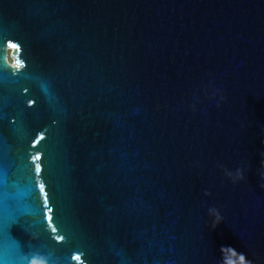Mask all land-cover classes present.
Listing matches in <instances>:
<instances>
[{
    "label": "water",
    "instance_id": "obj_1",
    "mask_svg": "<svg viewBox=\"0 0 264 264\" xmlns=\"http://www.w3.org/2000/svg\"><path fill=\"white\" fill-rule=\"evenodd\" d=\"M262 154L264 0H0V264H264Z\"/></svg>",
    "mask_w": 264,
    "mask_h": 264
},
{
    "label": "clouds",
    "instance_id": "obj_2",
    "mask_svg": "<svg viewBox=\"0 0 264 264\" xmlns=\"http://www.w3.org/2000/svg\"><path fill=\"white\" fill-rule=\"evenodd\" d=\"M262 155H264V154H262ZM261 167L264 168V160L261 161ZM226 174L231 176L232 172L226 171ZM260 175L262 177H264V171H261ZM236 179L237 180L245 179L243 169H237L236 170ZM235 181L236 180H234V182ZM261 186L264 187V185H261ZM205 194L210 195V193H208V192H206ZM208 212H209V215L211 217H214V219L212 220V223H211V226L213 228H215L221 221H223V217L216 207L209 208ZM225 250L230 252L232 254V256L238 257L240 264H251V261L246 260L245 254L243 252L238 253L236 248H234L232 246H221L220 251L222 253V259H221L220 264H224L225 260H226V264H235V261H233L230 258H226ZM241 258H243V259H241ZM25 260H27L28 264H47V260L43 256H39V255H32L30 259L28 257H25Z\"/></svg>",
    "mask_w": 264,
    "mask_h": 264
},
{
    "label": "snow or ice",
    "instance_id": "obj_3",
    "mask_svg": "<svg viewBox=\"0 0 264 264\" xmlns=\"http://www.w3.org/2000/svg\"><path fill=\"white\" fill-rule=\"evenodd\" d=\"M9 46H10L11 48H13V49H17V50L19 49V45H18V44H14V43H13V44H10ZM33 159H34V160H39L40 157H39V156H36V157H33ZM35 167H36V171L39 172V171H40V165H39V164H36ZM40 190H41V191H44V185H43V184L40 185ZM50 210H51V209H49V211H50ZM53 231L55 232L56 229L53 228ZM56 239H57V240H63L64 237H63L62 235H57V236H56ZM74 259L77 260V261H79V260L81 259V257H80V256H75ZM241 259H243V258H241Z\"/></svg>",
    "mask_w": 264,
    "mask_h": 264
},
{
    "label": "rangeland",
    "instance_id": "obj_4",
    "mask_svg": "<svg viewBox=\"0 0 264 264\" xmlns=\"http://www.w3.org/2000/svg\"><path fill=\"white\" fill-rule=\"evenodd\" d=\"M11 59V58H10Z\"/></svg>",
    "mask_w": 264,
    "mask_h": 264
}]
</instances>
